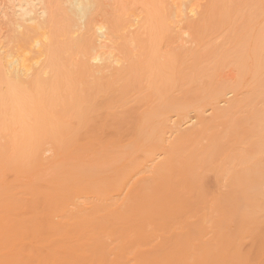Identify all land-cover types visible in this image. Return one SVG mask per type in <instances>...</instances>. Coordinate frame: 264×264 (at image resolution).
I'll return each mask as SVG.
<instances>
[{
	"label": "bare ground",
	"instance_id": "1",
	"mask_svg": "<svg viewBox=\"0 0 264 264\" xmlns=\"http://www.w3.org/2000/svg\"><path fill=\"white\" fill-rule=\"evenodd\" d=\"M121 2L0 0V264H264V11Z\"/></svg>",
	"mask_w": 264,
	"mask_h": 264
},
{
	"label": "rangeland",
	"instance_id": "2",
	"mask_svg": "<svg viewBox=\"0 0 264 264\" xmlns=\"http://www.w3.org/2000/svg\"><path fill=\"white\" fill-rule=\"evenodd\" d=\"M1 1H2V0H1ZM150 1H152V0H122L123 3H122V2L120 3V6H121V7H120V6H118V7L121 8V9H120V13H121V14H124V13H132L133 11H135V12H137V11H138V12H139V11H142L144 14L148 15V17H150V19H151V14H152L153 12H155V9H153L152 6H150V7L148 6V4L150 3ZM199 1H200L201 5H202V7H201L202 10H205V9L208 8V7L212 9V10H211V13H210V15H209V17H211L214 21H216V20L220 17L221 13H223V12H225V11H229V12H230V11H233V12H232V16L235 15V16H237V17H233V18H235V19H234V20L232 19V20H231V23H233V21H234V22L236 21L235 26H237V24H238L239 22H240L241 24L243 23V20H244V18H246V15H247L246 9L244 8L246 4L243 5V4L245 3L244 0H199ZM249 1H251L250 3H252V4H254V5L257 3V2H255V0H254V2H253V0H249ZM256 1H257V0H256ZM247 2H248V1H247ZM121 4H123L124 6H126L128 10H126V9L123 10ZM247 4H249V3H247ZM127 5H128L129 7H128ZM124 6H123V7H124ZM247 6H248V5H247ZM126 7H125V8H126ZM251 7H252V6H250V8H251ZM121 10H123V11L121 12ZM56 11H57V10H56ZM117 11H118V9H117ZM263 11H264V6H263V3L260 1L258 4H256L255 6H253L252 9L249 10L248 15H249V14H256V13H259V15H260V13L263 14ZM57 13H58V12H56V14H57ZM118 13H119V12H117V15H119ZM233 13H234V14H233ZM58 16H61V15H60V12H59ZM241 16H242V18H241ZM244 16H245V17H244ZM243 17H244V18H243ZM58 18H60V17H57L56 19H58ZM61 18H63V17H61ZM61 18H60V19H61ZM236 18H237L238 22H237ZM60 19H59V20H60ZM61 20H62V19H61ZM227 20H228V19H227ZM227 22H228V21H227ZM227 22H226V24H227ZM244 22H245V21H244ZM217 23H218V22H217ZM240 23H239V25L241 26ZM243 24H244V23H243ZM243 24H242V25H243ZM228 25H229V24H228ZM230 26H231V24H230ZM153 28H154V27H153ZM9 30H10V29H9ZM9 30H8V31H9ZM237 30H238V29H237ZM8 31H7V32H8ZM233 31H236V29L233 30ZM10 32H12V31H10ZM12 33H13V32H12ZM9 34H10V33H9ZM233 34H234V33H233ZM7 35H8V33L5 34V36H7ZM5 36H4V37H5ZM10 36L12 37L13 34H12V35L10 34L9 36H7V37L10 38V39L8 38V39H9L8 41H10V40L13 39V38L11 39ZM7 37H6V39H5V38H4V39L7 40ZM5 40H4V41H5ZM69 45H71V44H64V42H59V43L56 45V47H57V49H59V51L65 52V51H67V48H68ZM66 55H67V54L65 53V55H64L65 58L67 57ZM61 69H62V68H61ZM1 87H2V86H1ZM101 111L103 112V110H101ZM101 111L99 112L100 114H102ZM105 112H106V110H105L103 113H105ZM74 125H75V124H74ZM94 125H95V123H94ZM92 126H93V125H92ZM95 126H96V125H95ZM123 127L125 128V126H123ZM123 127H122V129H119V133H120L121 135L125 133V130L123 129ZM93 128H94V127L90 128L91 131L89 130V137H90V136L97 135L98 133L100 134V132H98V133H96V134H95V132L100 131V130L102 131V129H103V128H100V129L98 128V130L95 129V131L92 132V130H94ZM95 128H97V127H95ZM107 128H108V126L106 127V130H107ZM87 129H88V128H87ZM87 129H86V130H87ZM104 129H105V128H104ZM104 129H103V130H104ZM241 129H242V128H241ZM83 130L85 131V128H84ZM83 130L80 131V132H81V135L78 136L79 139L82 138V134H83L82 132H84ZM108 130H109V128H108ZM108 130H107V133H108V134L106 133L107 136H105V138L107 137L106 140H108V139L110 138V141H111V140H112V137H113V139L117 138L116 135H115L116 132H115V133H114V132H112V133L110 132L111 134H109V131H111V130H113V129L110 128V130H109V131H108ZM120 130H121V131H120ZM104 131H105V130H104ZM117 131H118V130H117ZM122 131H123V132H122ZM90 133H91L92 135H91ZM113 133H114V135H113ZM93 134H94V135H93ZM103 135H105V133H104ZM112 135H113V136H112ZM108 136H109V137H108ZM114 136H115V137H114ZM124 136H125V134H124ZM87 137H88V136H87ZM4 138H5V137H4ZM4 138H2V139H4ZM83 138H84V137H83ZM93 138H94V137H93ZM2 139H1V140H2ZM126 139H127V138H126ZM1 140H0V141H1ZM4 140H5V139H4ZM84 141H86V140H84ZM2 142H3V141H2ZM125 143H127V144L129 145V144L132 143V142H131V140H129V141L127 140ZM0 147H1V146H0ZM5 150H6V149H5ZM5 150H3V151L5 152ZM7 150H8V149H7ZM10 152H11V151H9V150H8V152L6 151V153H8L7 155L4 153V155H5L6 157L8 156V157H7V160H8V161L6 160V158H5V160H2V159L4 158V157H3L4 155L2 156V158L0 157V158H1L0 161L2 160V162H3V161L10 162V160H13V159H9ZM2 154H3V153H2ZM12 157H13V155H11L10 158H12ZM0 163H1V162H0ZM2 164H6V162H5V163L3 162ZM8 164H9V163H8ZM8 164H6V165H8ZM0 165H1V164H0ZM6 165H5V167H6ZM2 167L4 168V165H3ZM0 168H1V167H0ZM6 168H7V167H6ZM6 168H5V169H6ZM7 169H8V168H7ZM9 169H10V168H9ZM3 171L5 172L6 170H3V169H2V170H0V173L3 172ZM10 171H11V170H10ZM10 171H9V172H10ZM9 172H8V173L6 172V173L9 174ZM6 173H2V174H0V175H1L0 178L2 177V179H0V183H2V181H4V182H8V181H9L8 178L13 174L12 172H10V174H11V173H12V174H11L10 176H8V178H6V179H7V180H6V179H5V176L7 177ZM3 174H5L4 177H3ZM12 176H14V175H12ZM12 176H11V177H12ZM3 178H4V179H3ZM14 178H15V177L11 178V179H13L14 183L10 181V183H4V184H5V185H7V184L10 185L11 183H12V184H15L16 181L14 180ZM0 185L2 186L3 184H0ZM237 204H239V203H237ZM237 204H236V205H237ZM240 204H242V202H241ZM226 205H227V204H226ZM227 206H228V205H227ZM227 206H226V207H227ZM243 206H244L243 204H242V205H239V206H236V207H235V205H234L235 208H230V207H232V206L229 205V208H230L232 211L235 210V211L237 212V211H240V210L242 209ZM251 209L253 210V208H251ZM252 210H250V211H252ZM242 211H243V209L241 210V212H242ZM245 211H246V210H245ZM236 216H238V215H236ZM234 217H235V216H233L232 219L230 218V221L232 220V223L234 222V224L231 223L232 225L229 226V228H227L228 226L225 228L226 231H227V229H229V231L227 232V233L230 232V234H228V235H230L229 238H231V236L234 235V234H235V236H236V234H237V235H238V234L241 235V233H238V232H236V231L239 230V228H240L239 226H242V225L239 224L240 221H241V222H243V221H242V220H239V219H237V218L235 217V219L238 220V221L235 222ZM238 217H239V216H238ZM263 218H264V217H263ZM263 218H261V219H263ZM233 219H234V220H233ZM263 220H264V219H263ZM260 221H261V220H260ZM236 224H238V226H236ZM241 224H242V223H241ZM243 224H245V223H243ZM228 225H229V223H228ZM256 225H257V224H256ZM235 227H236V228L239 227V228H238L236 231H234L233 228H235ZM246 227H247V226H246ZM236 228H235V229H236ZM248 228H250V227H248ZM248 228H247V229H248ZM230 229H231V230H230ZM241 229H242V231H243V229H245V227L243 228V226H242ZM240 231H241V230H240ZM247 231H249V229L246 230V231H243L242 235L244 234V232L246 233ZM250 231H251V230H250ZM227 233H226V234H227ZM233 233H234V234H233ZM250 234H251V237H252L253 235H252L251 232H250ZM253 234H254V233H253ZM242 235H241V236H242ZM245 235H246V234H245ZM245 235H243V236H245ZM255 235H256V234H255ZM249 236H250V235H249ZM257 236H258V234H257ZM257 236L254 237V238H257ZM232 237H234V236H232ZM236 237H238V236H236ZM251 237H250V238H251ZM262 237H263V235H262ZM229 238H228V236H227L226 239L228 240ZM241 238H242V237H241ZM246 238H247V237H246ZM252 238H253V237H252ZM252 238H251V239H252ZM258 238L261 239V236L259 235ZM258 238H257V239H258ZM237 239H240V238L238 237ZM248 239H249V237H248ZM260 239H259V240H260ZM231 240L233 241V239H231ZM234 240H235V238H234ZM246 241H249V240H246ZM253 241H254V240H253ZM253 241L251 240V242H253ZM251 242H250V244H251ZM244 243H245V242H244ZM254 243L256 244V242H254ZM254 243H253V244H254ZM257 243H258V242H257ZM248 244H249V242H248ZM255 244H254V245H255ZM254 245H252V249H253V250H256V247H258V246L254 247ZM247 246L250 247L251 245H247V244H246V246H244L243 249H244L245 247H247ZM245 249H246V248H245ZM248 249L251 250V248H247V251H248V252H249ZM257 249H258V248H257ZM251 251H252V250H251ZM245 252H246V250H244V253H245ZM244 253H243V254H244ZM249 253H250V252H249ZM249 253H248V254H249ZM252 253H253V252H252ZM254 253H255V252H254ZM256 253H258V252H256ZM259 253H260V251H259ZM251 255H252V254H251ZM260 255H262V254H260ZM260 255H259V258L261 257ZM243 256H244V255H243ZM245 256H246V255H245ZM254 256H255V255H254ZM248 257H249V256H248ZM248 257H247V260H248ZM251 257H253V256H251ZM256 257H257V256H256ZM262 258H264V254H263L262 257L260 258V260H262ZM251 259H252V258H249V260H250V261H249V262H250L249 264H252V263L254 264V263H255V262H254L255 259L257 260V258L254 259V257H253V260H254V261H252ZM247 260H246V261H247ZM256 262H257V261H256ZM258 262H259V259H258ZM256 264H257V263H256Z\"/></svg>",
	"mask_w": 264,
	"mask_h": 264
}]
</instances>
